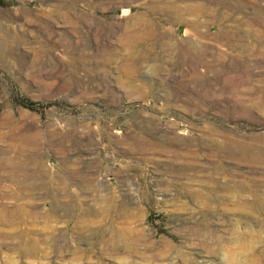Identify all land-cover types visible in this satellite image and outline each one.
<instances>
[{
    "label": "rangeland",
    "instance_id": "obj_1",
    "mask_svg": "<svg viewBox=\"0 0 264 264\" xmlns=\"http://www.w3.org/2000/svg\"><path fill=\"white\" fill-rule=\"evenodd\" d=\"M0 153V264H264V0H0Z\"/></svg>",
    "mask_w": 264,
    "mask_h": 264
},
{
    "label": "bare ground",
    "instance_id": "obj_2",
    "mask_svg": "<svg viewBox=\"0 0 264 264\" xmlns=\"http://www.w3.org/2000/svg\"><path fill=\"white\" fill-rule=\"evenodd\" d=\"M188 7H186V8H187V11L189 13H193V12H196V10H198V9H196V7L194 5L193 6L189 5ZM6 119H8V118H6ZM21 150H23V149H21ZM5 155H6V153H5ZM13 162L9 158H5L4 155L2 153H0V171L8 174L7 180L11 184H17V185H20L22 188H25V187L27 188L28 181L33 179L35 176L34 175H28L27 176L26 174L17 175V170L21 169V167L18 164H15ZM33 165H34V167H33L34 169H35V167H38V165H36V164H33ZM36 187L37 186H36V183H35V187L33 189H38V187L37 188ZM25 208H24V206H22V207L19 206V208H16V209H14L12 211H6L5 207H2L0 209V223L3 222L2 223L3 225L5 224L6 226H8L10 228H13L16 225H20L21 224V222L19 221L20 215H24V214H28V213L31 214V213L34 212L31 209H30L31 211H29L28 208H27L28 210H26ZM63 211L65 213H67V214H70L69 213V209H63ZM50 229H51L50 227H45V229L39 230L38 232H36L37 238H35V239L31 238V240L29 239V237L33 233V231L29 230L27 228H24L23 230L12 229L10 232H6V233L2 232V233H0V237L2 239L7 240V241L13 240V239L16 238L17 242H19V244H20L19 245L20 251H23V253L25 255H30V254H33L35 252H39L40 251L39 248H38V245L40 243L45 244L47 242L49 237L46 234H44V233H46ZM49 241H51V240H49Z\"/></svg>",
    "mask_w": 264,
    "mask_h": 264
}]
</instances>
